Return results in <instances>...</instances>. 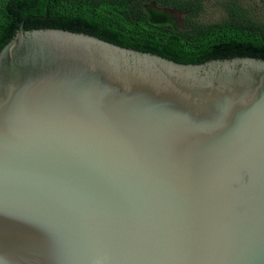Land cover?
<instances>
[{
  "label": "water",
  "instance_id": "obj_1",
  "mask_svg": "<svg viewBox=\"0 0 264 264\" xmlns=\"http://www.w3.org/2000/svg\"><path fill=\"white\" fill-rule=\"evenodd\" d=\"M0 264H264V60L22 26L0 51Z\"/></svg>",
  "mask_w": 264,
  "mask_h": 264
},
{
  "label": "trees",
  "instance_id": "obj_2",
  "mask_svg": "<svg viewBox=\"0 0 264 264\" xmlns=\"http://www.w3.org/2000/svg\"><path fill=\"white\" fill-rule=\"evenodd\" d=\"M183 14L185 28L156 24L146 6ZM229 17L206 25L202 0H0V51L25 30L65 29L116 45L149 52L182 64L254 57L264 60V22L232 2Z\"/></svg>",
  "mask_w": 264,
  "mask_h": 264
},
{
  "label": "rangeland",
  "instance_id": "obj_3",
  "mask_svg": "<svg viewBox=\"0 0 264 264\" xmlns=\"http://www.w3.org/2000/svg\"><path fill=\"white\" fill-rule=\"evenodd\" d=\"M205 12L201 15L200 22L206 25L224 21L229 17L227 5L237 1L238 5L247 11L248 16L254 21L264 22V0H202ZM146 11L149 19L156 24H168L174 29L185 28L183 14L179 11L159 10L153 5H148Z\"/></svg>",
  "mask_w": 264,
  "mask_h": 264
}]
</instances>
